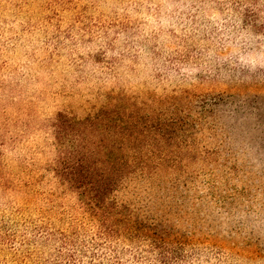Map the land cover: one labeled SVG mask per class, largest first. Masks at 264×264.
Returning <instances> with one entry per match:
<instances>
[{
  "label": "rangeland",
  "instance_id": "obj_1",
  "mask_svg": "<svg viewBox=\"0 0 264 264\" xmlns=\"http://www.w3.org/2000/svg\"><path fill=\"white\" fill-rule=\"evenodd\" d=\"M0 264H264V0H0Z\"/></svg>",
  "mask_w": 264,
  "mask_h": 264
}]
</instances>
